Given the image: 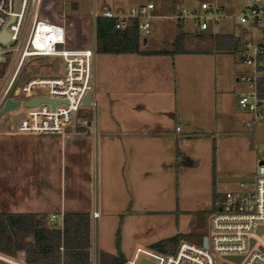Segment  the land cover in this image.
Masks as SVG:
<instances>
[{
	"label": "rangeland",
	"instance_id": "1",
	"mask_svg": "<svg viewBox=\"0 0 264 264\" xmlns=\"http://www.w3.org/2000/svg\"><path fill=\"white\" fill-rule=\"evenodd\" d=\"M67 1L66 12L74 13ZM108 1L114 10L116 4L126 9L148 2L155 5L152 13L156 16L150 20L149 33L141 31L142 39L149 41L143 42L146 50L174 49L180 29L174 15L183 9L209 14L208 29L214 33H230L245 43L264 40V20L240 21L247 12V0ZM79 2L80 10L75 13L94 18L99 9L94 8L93 0ZM203 2L212 5L210 11L201 7ZM219 6L224 11L215 20ZM192 14L181 27L186 32L198 28ZM91 35L92 26L90 38ZM13 45L14 42L4 44L2 50ZM5 54L10 60L15 57L14 51ZM135 58L132 63L117 62L113 57L93 62V73L97 70L99 78L91 93L95 103L78 114L87 120L90 129L82 131L75 123L63 144L50 133L1 137L0 210L32 209L41 204L37 199L43 194L49 198L46 206L50 215L60 202L68 208H97L100 213L92 218L95 246L126 260L138 244L155 247L177 235L183 236L181 240L199 243L198 232L210 233V218L226 191L242 189L240 182L221 178L254 177L264 160V117L256 127L247 126L252 116L233 93V87L239 92L248 89L242 76L249 67L239 53L230 52L164 53ZM64 67L62 57H27L16 85L23 87L35 76H59ZM8 69L9 65L1 85ZM123 74L127 75L123 79L125 91L118 92ZM102 76L107 80L103 81ZM118 93L121 97H117ZM137 114L155 116L162 123V133L146 135L147 146L140 151L127 143L133 136H112L113 169L103 170V153L91 138L97 120L103 123L109 119L107 130L116 131L113 117ZM185 157L187 161L182 163ZM214 193L220 196L216 208ZM217 260V264H242L222 256ZM0 264L7 263L0 260Z\"/></svg>",
	"mask_w": 264,
	"mask_h": 264
},
{
	"label": "built area",
	"instance_id": "2",
	"mask_svg": "<svg viewBox=\"0 0 264 264\" xmlns=\"http://www.w3.org/2000/svg\"><path fill=\"white\" fill-rule=\"evenodd\" d=\"M17 1L0 0V34L4 31L10 34L7 42L0 41V63L5 68L9 65L0 85V110L8 98L19 102L18 107L2 115L0 125L13 135L50 133L63 137L75 123L88 124L78 114L87 107L83 104L85 97L95 88L93 62L99 53L106 52L98 51L89 35L82 39L77 23L74 41L78 47H70L68 28L75 19L66 12L64 1L20 0V8ZM247 3V12L240 21H263L264 0H247ZM154 7L152 2L134 4L129 9L104 7L96 15L116 18L117 28L124 27L128 20L136 18L140 30L149 33L150 20L156 16L152 13ZM201 7L210 11L212 5L203 2ZM216 11L217 14L213 16L215 20L224 10L219 6ZM191 13L195 25L201 31H206L209 28V14L201 15L196 9H183L174 18L183 23ZM13 42L10 49L2 50L4 44ZM8 51L15 52L13 60L5 54ZM30 56L62 57L65 64L63 74L35 76L23 87L17 86L23 63ZM243 61L249 67L242 76L248 89L238 92L236 100L252 116L246 125L256 127L264 117V98L258 93V82L264 70V40L258 44L247 42ZM34 98H49L57 103L52 105L43 101L28 106L27 102ZM94 103L90 98V104ZM241 187V190L227 191L217 211L211 216L207 247L187 239L181 240L173 252L138 244L125 264H141L143 260L151 264H217L218 256L224 255L242 256V264H264V230L259 233L260 226L264 225V164H260L251 185L243 182ZM94 215L98 214L95 212ZM51 219L63 226L64 213L53 214ZM252 239L255 240L253 245ZM0 259L9 264H29L23 257L0 255Z\"/></svg>",
	"mask_w": 264,
	"mask_h": 264
},
{
	"label": "trees",
	"instance_id": "3",
	"mask_svg": "<svg viewBox=\"0 0 264 264\" xmlns=\"http://www.w3.org/2000/svg\"><path fill=\"white\" fill-rule=\"evenodd\" d=\"M116 18L95 15L92 22L93 42L100 52H132L142 55L152 54H210L215 52L239 53L244 58L246 43L242 38L230 33H214L207 29L186 32L181 27L171 51H150L142 49L139 20L132 18L122 28L116 27ZM4 65L0 63V85L4 75ZM258 93L264 98V70L258 82ZM80 130L85 131L84 127ZM182 163H185L186 157ZM218 194L214 193V208ZM213 208V209H214ZM91 214L90 212H65L64 224L50 223L48 215L35 212H0V253L9 256L23 255L30 264H91ZM206 232H198L203 242ZM182 235L171 237L155 244V248L165 252L174 251ZM121 255L111 256L100 251L99 264H125Z\"/></svg>",
	"mask_w": 264,
	"mask_h": 264
},
{
	"label": "crops",
	"instance_id": "4",
	"mask_svg": "<svg viewBox=\"0 0 264 264\" xmlns=\"http://www.w3.org/2000/svg\"><path fill=\"white\" fill-rule=\"evenodd\" d=\"M62 1H64V7L66 9L68 1L67 0H62ZM70 2H71V6L74 9L73 10L74 13H75V10L76 11L80 10V2H79V0H70ZM109 3H110V1H108V0H93L94 8L99 9V11L102 8L107 7V5H110ZM115 7H116V10H118V9H126L122 4H116ZM98 12H96L95 15ZM74 13L71 12V16L75 19V22L79 25V29H78L79 36L82 39H85V37H87L89 35V30H90V28L92 26L93 18L90 19L88 17V14H76V13L74 14ZM91 38H93V36ZM148 42L149 41L146 38L145 44H147ZM142 49L146 50L143 47H142ZM149 50L150 51H160L158 49L157 50L149 49ZM140 56H142V54H136V53H132V52L99 53L96 56V58L94 60V63L96 64L98 60L103 59L105 57H113L115 59V61H117V62H123V61H126V60H130V62L132 63L133 61H135V59H136L135 57H140ZM126 76H127L126 74L122 75V77H123L121 79L122 83L120 84V86L118 88L119 89L118 92L125 91V84H124V80L123 79L126 78ZM102 77H103V81L107 80V78L105 76H102ZM98 79H99L98 78V72H97V70H95L94 71V84H95V87L97 86ZM238 92H239V90L237 89V87H235V88L233 87V93H234V99L235 100H236V95H237ZM117 97H121V94L118 93ZM108 121H109V119H106V120L104 119L103 123H102L98 119L96 124H95V126H94V132H92L93 136H91L92 143L96 144V146L98 147V150L100 151V153H103V161H104V163L102 165V168H103V170L105 169L107 171H108V168H112L113 169L112 160H113L114 155L112 154V152H113L112 150H113L114 143L112 144V141H113L112 136H115V135H119V136H125V135L126 136H133V138H129L127 140V143H128L129 146H132L133 148H136V150L140 151L141 149L142 150L145 149L146 146H147L146 139H145L146 135H148V134L157 135V134H161L162 133V123H161L160 120H157V118L155 116L152 118L150 116H147L146 114L123 115V116L122 115H117V116L113 117V121L117 122V128L118 129L116 131L107 130ZM78 124L80 126H82V127H85V131L87 129H90L89 128V124L85 125L82 122L78 123ZM87 134L90 135L91 132L87 133ZM3 136L9 137V136H16V135L7 133L6 130L4 128H2L1 125H0V142H1V137H3ZM51 137L53 139H56L58 142H60L62 144L64 143V138H65L64 136L62 137L61 135L54 134V135H51ZM122 140L123 139H121L120 142H122ZM150 148H154V147H152V145H150ZM109 163H110L111 166H109ZM13 164L14 163L12 162L11 165H13ZM25 165H27V168L30 167V163H26ZM1 168H2V165H0V169ZM242 176H245V175H242ZM11 185H13V181L11 182ZM43 196H46V195L43 194V195L40 196L39 199H37V200H41L42 201L41 204L35 205V207L32 208V209H27V210H14V209H12V210L11 209L3 210V209H1L0 212H35V213H45V214L48 215L49 222L50 223H55V224H58V223L51 219L53 214L61 215L62 213H65V212H83V211H87V212H90L91 218H93L95 216L94 215L95 212L98 215L100 213V211L97 208H93V209H78V208H74V207L68 208L67 205L65 204V202H60L59 204L53 206V208H52L53 212L50 215L48 213V211H47L48 207L46 206L48 204L47 201L49 200V198H44ZM59 226H61V225H59ZM90 253H91V258H90L91 259V264H99V253H100V250H99V248H97L95 246V243H94L93 232H92V219H91V248H90ZM0 255L9 256V255L3 254V253H0ZM9 257H12V258L23 257V258H25L21 254L19 256H16V257H13V256H9ZM7 264H9V263H7Z\"/></svg>",
	"mask_w": 264,
	"mask_h": 264
},
{
	"label": "water",
	"instance_id": "5",
	"mask_svg": "<svg viewBox=\"0 0 264 264\" xmlns=\"http://www.w3.org/2000/svg\"><path fill=\"white\" fill-rule=\"evenodd\" d=\"M17 5L18 8H20V0L17 1ZM108 8H111L110 5H107ZM74 36H75V23L73 21L70 22L69 24V28H68V41H69V45L72 48H76L78 47L77 44L74 41ZM10 39V34L7 31H4L3 33L0 34V41L1 42H7ZM146 42V38L144 40ZM90 98H91V94L88 93L85 97L84 100V105L88 106L90 105ZM43 101L49 102L52 105H55L57 103L56 100H52L49 98H34L32 100H30L29 102H27L28 106H33V105H37ZM19 106V102L17 100H13L12 98H8L4 107L0 110V118L2 117V115L11 109H14L16 107ZM260 164H264V160L260 161ZM222 181H228V182H252L253 181V177H246V176H227V177H222L221 178ZM264 230V225L260 226L259 228V233H262ZM255 242L254 239L251 240V245H253ZM204 247L208 246V235H205L203 237V242H202ZM223 258H225L226 260H229L231 262H235V263H241L242 261V256H236V255H224ZM141 264H151V262L147 261V260H143L141 262Z\"/></svg>",
	"mask_w": 264,
	"mask_h": 264
}]
</instances>
